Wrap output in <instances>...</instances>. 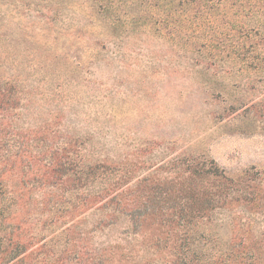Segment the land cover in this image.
<instances>
[{
    "label": "rangeland",
    "instance_id": "374dc122",
    "mask_svg": "<svg viewBox=\"0 0 264 264\" xmlns=\"http://www.w3.org/2000/svg\"><path fill=\"white\" fill-rule=\"evenodd\" d=\"M0 137V264H264V0H0Z\"/></svg>",
    "mask_w": 264,
    "mask_h": 264
},
{
    "label": "trees",
    "instance_id": "16d2710c",
    "mask_svg": "<svg viewBox=\"0 0 264 264\" xmlns=\"http://www.w3.org/2000/svg\"><path fill=\"white\" fill-rule=\"evenodd\" d=\"M5 141L4 138L0 137V147ZM58 155V154H57ZM68 157V158H67ZM55 167V173L59 174V181L62 184H68L66 189L55 194V207H57V218H62L68 215V219L74 220L80 213L81 210L86 209L87 204L89 205L92 201L99 200L100 197L97 195L98 191L91 190L97 185L93 183L94 180L103 176V172L97 168L96 164L89 163L78 159L76 156L67 155L66 158L63 155H59L52 163ZM91 179V183H90ZM91 193L93 195H91ZM115 200L112 198L111 202ZM65 207V208H63ZM115 214V212H107ZM70 226H66L61 230V234L66 230H70ZM211 264H257L246 257H241L235 259V257L230 260L227 257L223 259H218L217 263L215 261Z\"/></svg>",
    "mask_w": 264,
    "mask_h": 264
}]
</instances>
